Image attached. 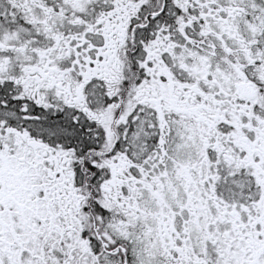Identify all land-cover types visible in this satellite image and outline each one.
Returning <instances> with one entry per match:
<instances>
[{
  "label": "snow or ice",
  "instance_id": "1",
  "mask_svg": "<svg viewBox=\"0 0 264 264\" xmlns=\"http://www.w3.org/2000/svg\"><path fill=\"white\" fill-rule=\"evenodd\" d=\"M0 264H264V0H0Z\"/></svg>",
  "mask_w": 264,
  "mask_h": 264
}]
</instances>
